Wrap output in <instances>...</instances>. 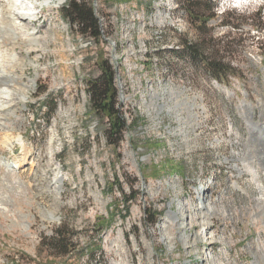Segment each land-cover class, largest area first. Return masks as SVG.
I'll use <instances>...</instances> for the list:
<instances>
[{
	"label": "rangeland",
	"instance_id": "374dc122",
	"mask_svg": "<svg viewBox=\"0 0 264 264\" xmlns=\"http://www.w3.org/2000/svg\"><path fill=\"white\" fill-rule=\"evenodd\" d=\"M43 1L28 0L39 14L28 33L38 31L40 47L19 39L6 42L1 53L3 58H24L23 71L14 74L25 73V81L35 83L27 103L20 104L17 116L8 123L15 146L0 148V153L18 163L23 149L16 141L22 136L36 166L30 164L24 172L11 175L0 168V194L9 193L5 200L12 201L7 214L0 211V264H164L156 248H162L165 264L197 261L206 248L203 242H197V251L195 243L185 251L176 230L175 235L168 228L170 238L156 222L171 204L176 208L178 200L189 202L212 175L216 178L212 189L235 215L232 221L224 220L221 210L212 216L213 228L231 242L227 244L230 259L255 262L245 248L251 242L264 246V226L253 219L258 190L248 175L240 178L234 167H242L238 161L242 154L235 153L244 149L251 136L243 111L253 107L257 119L264 122V12L242 22L264 7V0H189L200 3L204 12L196 21L190 11L193 3L187 0H99L97 8L95 0H89L96 17L105 19L103 26L99 23L97 38L82 35L63 18L61 11L72 0L53 7L42 6ZM178 4L186 17L172 10ZM158 10L167 25L163 31L153 22ZM224 20L242 23L243 31L231 24L222 26ZM126 21L130 31L125 39L120 28ZM141 21L147 23L144 34L136 31ZM253 21L263 30L254 28ZM50 26L53 29L47 30ZM202 36L216 43L227 37V61L236 74L216 81L178 56L184 42ZM135 40L144 41L146 47L132 49ZM103 61L115 73L118 108L125 122L121 140L108 138L109 119L95 113L90 102L88 85L100 76ZM168 74L172 82L164 83L161 78ZM215 82L234 96L220 92ZM230 124L239 134L235 142H231L235 135H230ZM170 128L173 139L167 133ZM4 177L12 180V189L4 188ZM57 178L64 180L58 196L52 192ZM171 180L176 181L173 186L168 185ZM236 181L250 194L237 190ZM46 183L53 184L51 193L40 191ZM50 213L53 220L48 218ZM192 222L185 227L196 242L204 221ZM151 226L157 235L156 248ZM58 228L72 233L69 242L74 245L68 246V255L55 258L49 239Z\"/></svg>",
	"mask_w": 264,
	"mask_h": 264
},
{
	"label": "bare ground",
	"instance_id": "6f19581e",
	"mask_svg": "<svg viewBox=\"0 0 264 264\" xmlns=\"http://www.w3.org/2000/svg\"><path fill=\"white\" fill-rule=\"evenodd\" d=\"M65 1L66 0H44L42 3V6L46 5L45 7H47L48 5L49 7H53L54 5L63 4ZM176 1L177 3H179V0H172V2H175V3ZM94 6L95 8H97L95 3H94ZM179 8L180 6L178 4L176 8L174 9L170 8V9L176 10L177 12L182 14L181 17L182 16L186 17V12ZM36 10H37V7L34 5H31V3L28 2V0H0V131L2 132L0 134L1 135L0 148H6V149H11V150L14 148L15 145H14V142H12V137L10 135L8 123L12 121V117L17 116L18 112L20 111V104L27 103L29 91L31 90L32 84L34 82V80H29L28 82L25 81V77H24L25 73H22L20 76H16L14 74L15 72H17V69L22 70L23 66H25L24 58H19L16 55L3 58L1 53L5 47L6 42L14 43L19 39L29 41V43L32 44V46L34 47H40V36L37 35L38 31L34 29L36 31L28 33L30 30L28 27L30 26L35 27V24L33 22H37L38 20L39 14H37ZM156 12L157 13L153 19V22L154 24H156V26H159V28L160 26L163 27V29L160 28V30L163 31L164 29H166L165 27L167 25L164 24V21L161 18L162 14L160 13V11L158 10ZM173 15L175 14L173 13ZM143 18L144 17H142V19ZM98 19L101 24V18L99 16H98ZM26 22H28V24H26ZM184 26L186 28V24H184ZM184 26H183V29H184ZM180 27L179 28L177 27L178 30L180 29ZM52 29H53V26L47 27V30H52ZM120 29L122 30L123 38L126 39L130 31L129 23H127L126 21L125 25L122 26ZM146 29H147V23L145 21L139 22L138 25L136 26V31H138L140 34ZM25 35L28 36L27 39H24ZM135 41L136 42L130 46L132 49H137V48L141 49V48L146 47V43L144 41H140V40H135ZM111 45L113 48H117L116 43H111ZM180 48L181 46L176 47L175 51L178 52ZM29 64L32 67H36L35 62L33 61H30ZM161 79L163 80L164 83L168 81L167 79L171 81L170 74H168L166 78H161ZM218 88L220 92H223L229 98L234 96L233 92L230 91L227 87L218 85ZM242 106L246 107V104H243ZM261 110H262V116L264 117V108ZM240 111H241V108H240ZM242 117L245 119V121L247 120L246 123L248 122V124H250V125L246 124L247 125L246 128L249 129L248 132L251 136L248 140L244 142V149L235 153L237 156L242 154L241 158H238V161L242 162V167L239 165H235L236 167L234 168L235 170L236 169L238 170L240 178H244L245 176L248 175L249 182L254 183L255 187L257 188L258 195L253 199L255 203L254 205L255 211L253 213V219L257 221L260 220V222L264 226V122L262 123L261 120L257 119L256 109H253V107H249V110L247 112L243 111ZM229 126H230L229 129H230L231 137L235 135L234 137L231 138V142H235L236 140L239 139V134L238 132L235 133L233 124H230ZM167 133L171 136V139L174 138L175 133L173 129L171 130L170 128V130H167ZM21 137L22 136L18 137L16 141V144L21 146L23 149L22 156L20 157V159H17L18 163L12 162L11 160L12 158L2 157L1 156L2 154L0 153V168L1 169L4 168L5 170H7V172L10 175L12 173H17V171L24 172L26 170L25 167H27L30 164L36 166L34 164L35 163L34 154L26 147V143H25L26 141L23 139V137L22 138ZM233 158H235V156ZM228 160H230V158H227V161ZM212 176H213L212 178L208 177L206 179L207 182L205 181V184L203 183L201 185V187L203 188L202 190L197 191L195 194H193L189 198V202L178 200L179 203L176 205V208H173L171 204L170 206L171 208L168 211H166L163 215L157 217L156 223L158 226L162 227V231L164 233H168V236L170 238L172 234L170 233L169 229L172 226L173 230H176V233H177V235L175 234L176 239L180 240L185 251L186 250L189 251L188 249L192 250V246L194 245V243H195V246H193V248L196 249L198 246V243H197L198 241L203 242V244L201 245L206 246V248H204L205 251H203L202 258L197 259V261L189 260V259L185 260L183 258L184 260L182 264H248L246 261L240 258H238L236 261L235 259L233 260L230 259V256H229L230 246L227 244H230L231 242H229L225 238L223 233L220 236H218L216 234V231L213 228L214 221H213L212 216L218 215L221 210H222L223 217L225 218L224 220L229 219L230 221H232L235 215L233 212V208L228 209V207L225 206L226 204L221 202V199L219 198V196L216 195L214 190L212 189V187H215V183H216V178L214 179L215 176L214 175ZM8 179L9 177H4L3 179V184L5 185L4 188L12 189V180H8ZM63 182L64 180L57 178L55 184L56 185L58 184V185L55 186L56 188H54L53 191L51 190L52 192H55L57 196L60 195L61 193L60 183H63ZM175 182L176 181L171 180V183L168 185L173 186ZM233 184L234 182L232 183V186ZM52 185H53L52 183L43 184L42 186H40V191L49 193L50 192L49 187H52ZM235 185H236L235 187L237 190L243 191L246 195L250 194L248 189L241 187L239 182L236 181ZM8 194L7 192L0 194V211L2 214H5L8 211V204L9 205L12 204L10 197L8 200H5L6 199L5 196ZM208 215L210 216L207 217ZM48 218L53 220L54 216L50 213ZM195 218H196V221H198L199 218L201 219V221H204L203 223L204 229L200 230L199 234L197 235V237H201V239L196 240V242H195L194 237L192 238L190 237L191 229L185 227L186 224H188L190 221L191 222L194 221L195 223ZM172 238H173L172 239V242H173L175 239L174 237ZM261 238L262 236L259 237V241L261 240ZM162 242L164 241L162 240ZM262 242L264 244L263 239H262ZM245 249L249 250L253 259L255 260V262L254 261L250 262L251 264L256 263V262L260 263L261 261H264V246L263 245H260L259 247H257L255 242L254 243L251 242V243L246 244ZM190 254H192V251Z\"/></svg>",
	"mask_w": 264,
	"mask_h": 264
},
{
	"label": "trees",
	"instance_id": "16d2710c",
	"mask_svg": "<svg viewBox=\"0 0 264 264\" xmlns=\"http://www.w3.org/2000/svg\"><path fill=\"white\" fill-rule=\"evenodd\" d=\"M187 1L191 3V1ZM192 3L190 11L194 16V21H196L204 12L200 8V3ZM263 12L264 7H260L256 14L242 18V22L247 19L259 18L260 13ZM61 13L63 18L72 26L78 27V31L82 35L94 38L100 36V21L96 17L89 0H72L62 9ZM229 24L240 33L244 29L242 23H230L227 20L222 22V26H228ZM253 26L258 31L263 30V26L259 25V22L253 21ZM225 38L227 37L216 43L212 37L202 36L198 40L184 42V48L178 52V56L186 59L197 70H202L210 77L222 82L227 80L229 76L236 74V68L232 67L230 62L227 61L230 56V42H225ZM100 71V76L96 80L89 82L88 85L92 109L104 119H109V127L106 130L108 138L113 139L116 137L117 140H121L125 122L118 108L117 91L114 85L115 73L108 61L101 63ZM73 238L72 233H66L64 228H58L54 236L49 239L54 252L53 256L59 258L68 255V246L74 245L69 241Z\"/></svg>",
	"mask_w": 264,
	"mask_h": 264
},
{
	"label": "built area",
	"instance_id": "2783aa9c",
	"mask_svg": "<svg viewBox=\"0 0 264 264\" xmlns=\"http://www.w3.org/2000/svg\"><path fill=\"white\" fill-rule=\"evenodd\" d=\"M98 4H99V0H95V5L96 7H98ZM101 18V17H100ZM105 22V19L104 18H101V26H103V23ZM143 202H145L144 198H143ZM143 204V203H142ZM144 207V206H143ZM148 207H144V209L146 210ZM147 217V216H146ZM153 222V220L151 221ZM171 230L172 232H174L175 234V230H173V227L171 226ZM150 232H151V237L152 239H154V244H155V248H156V241H157V235H156V232H154V228L153 226L150 227ZM157 250H159V258L164 261V264H165V257H163V252H162V248H156ZM237 259H235L236 261Z\"/></svg>",
	"mask_w": 264,
	"mask_h": 264
}]
</instances>
